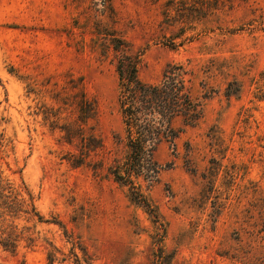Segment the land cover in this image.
Here are the masks:
<instances>
[{
  "label": "rangeland",
  "instance_id": "1",
  "mask_svg": "<svg viewBox=\"0 0 264 264\" xmlns=\"http://www.w3.org/2000/svg\"><path fill=\"white\" fill-rule=\"evenodd\" d=\"M124 55L152 83L185 65L201 109L158 145L151 186L132 177L148 206L114 176ZM0 175L45 220L0 263L264 264V0H0Z\"/></svg>",
  "mask_w": 264,
  "mask_h": 264
},
{
  "label": "trees",
  "instance_id": "2",
  "mask_svg": "<svg viewBox=\"0 0 264 264\" xmlns=\"http://www.w3.org/2000/svg\"><path fill=\"white\" fill-rule=\"evenodd\" d=\"M124 46L126 43H123ZM116 50L122 46L115 47ZM119 75V105L125 125L126 160L122 165H115L114 176L117 181L131 186V198L139 204L147 205V198L141 193L132 180L144 171H153L148 177V186L157 179L154 159L155 151L162 141L175 143L180 130L175 123L182 119L185 125L195 123L200 115V103L193 98L189 85L191 70L183 64L170 63L165 68L158 82H148L141 78L139 58L124 55L117 62ZM82 85L78 101L79 127L76 129L82 141L85 154L101 146V140L94 134L87 135L84 125L96 119L97 107L87 97ZM75 135H71L73 137ZM84 160V158L82 159ZM83 164L79 161L77 164ZM37 219L44 222V217L36 207L28 202L14 187L0 175V246L16 252L22 240L32 241L24 237L30 227L21 226L20 222ZM4 264V263H0Z\"/></svg>",
  "mask_w": 264,
  "mask_h": 264
}]
</instances>
